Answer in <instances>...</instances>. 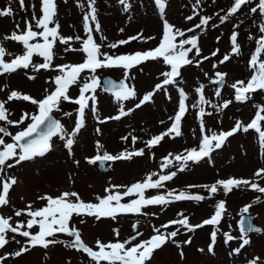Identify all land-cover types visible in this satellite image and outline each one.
<instances>
[{
  "label": "rangeland",
  "instance_id": "obj_1",
  "mask_svg": "<svg viewBox=\"0 0 264 264\" xmlns=\"http://www.w3.org/2000/svg\"><path fill=\"white\" fill-rule=\"evenodd\" d=\"M55 3L57 8L55 23L49 26L59 25V35L73 39L69 45L59 40L55 42L52 66L49 69L36 72L29 67L0 73V101H7L11 91L41 99L46 94V89L49 91L55 88L54 77L59 74L57 65L83 61L82 52L65 51V48L69 46L73 49L80 48V41L75 40L77 36L81 40L86 39L83 16L89 11L88 0H55ZM233 3L234 0H200L199 4L196 0H165V6L160 8L154 0H128L129 7L125 10L119 0H95L93 6L96 9V18L101 31H93V36L95 42L102 45V52L121 55L154 49L163 36V24L166 20L176 29L184 32L183 37L177 36V42L192 35L198 37L200 54L197 55L193 50L189 53V58L198 60L199 64L183 66L181 76L176 82L155 91L151 100L139 108L135 105L145 93L154 90L155 85L163 78L162 73L167 71L162 58L137 65L129 70L127 77L121 68L97 69L94 75L100 81L104 75L111 74L115 78L125 80L128 86L135 89L136 96L123 101L125 111L128 109L132 111L120 119L104 121L105 117L118 115L121 105L114 95L99 86L95 91L99 118L93 114L91 101H89L83 126L75 135V142L71 148L66 147L65 140L55 136L51 140L49 151L43 155L19 164H15L14 159L9 161L14 166L6 167L4 172L0 173V177H15L16 183L10 187L7 194L8 204L0 206V209L6 218L12 217L10 224L16 226L17 222H22L26 225L27 220L30 219L26 211L19 217L15 216V212L26 210L29 204L33 209L45 206L47 201L41 200L40 197L47 195L56 197L67 191L78 193L84 202L98 203L96 197L108 194L105 192L106 188L111 189L114 185L124 186L119 189L122 192L127 186L143 181L152 173H155L152 178L156 180L160 175L176 172L173 179L163 182L162 188L145 190L144 195L151 197L175 190L174 194L186 191L203 195L206 199L174 201L166 207L148 206L143 211L149 215L121 214L116 219L101 218L99 221L94 217L73 216L70 227L74 226L80 232L83 242L93 250H98L96 246L98 239L103 243L123 241L135 235L136 232L141 234L135 241L138 243L155 234L154 228H160L171 220L182 218L178 215L180 213L189 218L190 224H200L214 213L215 204L224 200L227 211L216 226L206 225L191 232L179 225L160 228V231L165 233L179 229L178 235L173 238L175 243L169 241L155 250L146 264H249L250 261H255V264H264V232L247 234L246 238L250 243L240 248L243 241L240 239L242 234L237 224L242 214L241 209L251 204L248 214L252 215L254 222L262 225L264 229V193L250 187H242L233 189L227 195L220 190L214 196L208 197L205 188L189 187L190 185H208L218 179L229 177L254 180L264 187V178L255 176L258 169L264 168V149L260 147L257 134L252 130L241 129L227 138L222 147L215 149L210 157L198 163L188 162V166L183 171L178 170V163L174 160L176 155L184 154L188 149H198L202 134L211 135L212 132L228 131L235 126L237 120L247 125L252 114L257 112V106H264V90L253 92L246 102H241L235 99V89L231 87L237 81H244L246 84L253 74L249 62L257 47L256 40L264 35L259 31L260 25L264 24V15H261L259 10L250 11L251 8L257 7L259 0H249L247 5L242 6L237 13L221 23L220 17L226 14ZM24 4V9H21L19 0H0V9L9 6L12 9V15L0 17V46L6 50L5 62L25 51L21 42L5 39V37L10 36L13 31L20 34L26 30V21L34 26L33 15L37 18L42 15L40 0H24ZM189 16H192L191 20L186 19ZM202 16L211 17L208 24L203 26V31L194 28L199 24ZM90 24L94 29L95 23L90 22ZM33 29L42 30L35 27ZM188 29L193 31L189 32ZM233 31L238 33L237 43L240 45L238 54L231 52L230 37ZM141 36L143 39L139 38ZM101 37L106 39L102 40ZM129 37H137V39L129 40ZM120 40H129V42L114 49L107 46ZM42 41V38H37L29 42L41 43ZM213 52H216V55H212ZM225 55H228L229 59L220 63ZM204 57L207 59H203ZM259 59L264 60V52L260 53ZM32 61L36 64L44 62L38 55H33ZM217 72L226 73L224 83L220 87L211 81L217 78L215 75ZM90 75L92 73H85L81 83ZM31 76H35L36 79H30ZM200 87H202V93H197L196 89ZM217 89L220 91L219 96L216 95ZM180 90H183L186 95V112L180 126L182 134L165 136L159 144L149 149L145 142L170 128L178 108L177 92ZM69 94L76 98L79 95V85L71 86ZM199 94H202L208 103L198 104ZM225 101H231V103L227 107H222ZM214 106L219 107V110ZM200 107H203L205 111L202 118L197 115ZM6 108L8 118L12 121L20 120L26 113L29 117L32 114H38L37 106L22 98L7 101ZM77 108L78 105L72 102H61L59 110L54 109L52 112L64 126L66 134L71 133L75 127ZM64 113H71V115L65 116ZM261 114L264 115V112ZM28 123H31L30 118L17 125L0 122L5 125L7 132L11 135L22 131ZM261 126L264 127V121L261 122ZM11 135L4 136L5 142H12ZM125 136L128 139L122 140L121 138ZM132 136L137 137L135 144L132 143ZM97 141L103 145L101 155L103 151L116 155L132 148L144 149V155L133 156L131 160L108 162L109 172H103L97 164H91L85 159L97 154ZM166 156L172 163L162 167ZM1 184L2 182L0 186ZM2 190L3 188L0 187L1 192ZM257 197L260 198L259 201H256ZM135 198H137L135 195L124 197L121 202L127 203ZM72 199L75 200V197ZM81 219L85 222L81 223ZM134 224L137 225L135 229H133ZM213 227H216L218 232L213 251L210 253L208 247L212 243L210 234ZM114 229L118 230V236ZM22 230L35 234L39 231V226L34 225L32 229L25 227ZM225 232L235 239L225 243ZM55 239L57 243L47 248L29 247L28 251L16 256L13 253L21 247H27V238L21 235L18 238L9 237L7 245L0 249V257H3L0 264H95V261L91 260L86 253L68 246L73 237L65 233H57ZM189 239L191 243H184ZM177 243L180 247L176 246ZM237 248H240V251L233 252V249ZM181 252L183 257L180 255ZM100 264H107V262L101 261Z\"/></svg>",
  "mask_w": 264,
  "mask_h": 264
},
{
  "label": "snow or ice",
  "instance_id": "obj_2",
  "mask_svg": "<svg viewBox=\"0 0 264 264\" xmlns=\"http://www.w3.org/2000/svg\"><path fill=\"white\" fill-rule=\"evenodd\" d=\"M119 3L127 10L129 7L128 0H119ZM199 4L200 0H196ZM249 3V0H234L232 6L227 10L226 14L220 17V22L224 23L229 16L238 12L242 6ZM95 0H88L89 11L83 16V28L84 32L87 34L86 39L81 40L79 36L75 37V40L80 41L81 47L73 49L70 46L65 48V51H78L84 54V59L80 63L57 65L59 74L54 77L55 88L54 90H45V95L41 99H35L30 95L22 94L18 91H11L7 97V101H12L13 99H23L25 101H30L38 108V114H24L21 116L20 120L12 121L8 118V109L6 108L7 101H0V122H6L9 125L21 124L25 119L30 118L31 123L27 124V127L22 131H18L15 135H11L7 132L6 128L0 125V173L4 172V169L11 168L14 165L9 163L14 159L15 164H19L22 161L30 160L33 157L43 155L49 151L51 147V140L55 136H59L61 139L65 140L66 147L71 148L74 144V137L80 131L84 123V117L86 109L89 108V101H91V110L94 115H97V98L95 96L96 89L100 86V80L94 75L97 69L101 68H121L124 70L125 77L128 76L129 70L133 69L137 65L149 60H159L163 59L165 65L170 66V70L162 73L165 77L162 83L155 85L152 92L145 93L143 98L140 99L139 103L135 105L139 108L141 105L150 101L154 92L160 90L164 85H169L181 76L180 69L183 66L191 65L193 63L199 64L198 60H193L189 58V53L195 50L196 54H200V48L198 47V37L192 35L187 39H180L176 42L177 36L183 37L184 32L176 29L173 25L168 23L166 20L163 24V36L160 39V43L157 47L145 51H136L132 54H121V55H110L107 52H102V45L96 43L93 36V31L100 32L101 27L97 22L96 9L93 6ZM158 7L163 8L165 6V0H156ZM19 5L21 9H24V0H19ZM42 15L37 18L33 15L32 19L35 21L33 26L31 23L25 22L27 27L26 30L17 34L13 31L10 36H6L5 39H11L17 42H21L24 46V53L22 55H16L10 62H5L4 57L6 55V50L0 46V73L14 72L17 69L24 68L28 69L31 67L34 71L39 72L41 69H49L52 66V60L54 56V44L57 40L59 42L69 45V42L73 39L72 37H62L59 35L58 28L59 25L50 27V24L55 23L56 16V3L55 0H40ZM80 6V5H78ZM259 12L264 15V0H259L257 7L250 9L252 12ZM12 15L11 7H5L0 9V17ZM191 20L192 16L186 18ZM211 20V17L200 18L199 24L195 25L194 28L201 29L203 31V26L207 25ZM90 22L95 23V28L91 26ZM33 27L37 29H42L40 31L33 30ZM216 27V25H213ZM19 28V25H17ZM123 31V29H121ZM189 32L193 29H188ZM259 31L264 33V24L260 25ZM37 38H42L43 42L30 43V40H35ZM143 39V37H139ZM238 33L233 31L230 37L232 42L231 52L233 54H238L240 51V45L237 43ZM251 39V37H249ZM105 40V37H101ZM137 39V37H129V40ZM150 39V37H149ZM219 39V38H217ZM129 40H120L116 43L108 44L109 48H117L119 45H124L129 42ZM256 49L252 54L249 66L253 69V74L248 79L245 84L244 81H237L231 85L235 89V99L237 101H244L249 99L251 94L257 90H264V60L259 59L260 53L264 52V35H261L256 40ZM187 46V47H186ZM33 55H38L43 58V63H33ZM212 55H216L213 52ZM203 59H207L204 57ZM229 59L228 55H225L220 63H224ZM215 67V65H213ZM85 73H92L86 79H81ZM207 75V73H205ZM216 77L218 78L214 82H222L226 73L217 72ZM30 79H36L35 76L29 77ZM108 87L106 91L112 92L115 99L120 103L119 114L116 116L105 117L104 121L109 119H120L122 116L128 115L132 109L125 111L123 107V101L134 98L136 96V91L134 88L125 84L122 80L119 84L112 81L106 82ZM73 85H79V95L76 98L71 97L69 94V89ZM197 93H202V87L196 89ZM216 95H220L219 89L216 91ZM186 96L183 90H180V99L178 110L175 116L172 118L170 128L164 133L153 136L151 139L145 142L146 147L151 149L153 146L159 144L165 136H180L181 132V120L186 112L185 105ZM61 102H72L78 105L76 109V122L75 127L71 133L66 134L65 128L60 121L53 119L51 113L53 110H59V105ZM198 104L208 103L201 94ZM231 101H225L222 107H227ZM217 107V106H214ZM258 110L255 117L247 124L244 125L241 121L237 120L235 126L228 131L212 132L211 135L202 134L198 149L191 148L186 150L184 154L176 155L174 160L178 163V170L183 171L187 166L188 162L198 163L206 157H210V154L215 149H220L222 145L226 142L227 138L234 135L237 131L243 129L248 131L249 129L255 130L258 134L260 141V147L264 149V128L261 127V122L264 121V106H257ZM219 110V107H217ZM65 116H70L71 113H64ZM198 117H203L205 111L203 107H200L197 113ZM101 121V122H104ZM202 133L204 132V125L201 124ZM100 132V129H97ZM11 135L12 142H5L4 136ZM122 140H127L128 137H122ZM137 140L136 136H132V143L135 144ZM97 154L94 157H86L85 159L91 163L96 164L99 162L100 166L103 167L105 162H115L120 160H131L133 156H143L144 149L139 150H124L119 154L113 155L107 151H103V145L96 142ZM165 163L162 167H167L172 163L168 157H164ZM176 172H171L167 175H160L158 179L153 180L155 173L150 174L143 181L135 182L130 186H127L122 192L119 189L124 186L114 185L111 189L106 188L105 192L108 193L103 197L97 196L96 199L98 203L84 202L79 194L76 192H63L59 196L52 197L47 195L40 197L41 200H46L45 206L33 209L32 205H28L26 210H17L15 216H21L24 211L30 219L27 220L26 225L22 222H17L16 226H12L10 221L12 217L0 216V247H4L8 240L6 239V234L19 233L21 236L27 238V247H21L18 251L13 253V255L20 256L24 252L28 251L29 247L42 246L47 248L49 245L57 243L55 235L57 233H65L73 239L69 242L68 246L81 250L95 261V264H100L101 261L107 262V264H146V261L150 260L152 254L155 250L160 249L167 242L172 241L175 243L173 238L178 235V231L161 232L160 228H167L169 225H179L182 226L187 231L191 232L197 228L212 225L216 226L220 223L223 216L226 214V202L220 200L215 204V211L210 216V218L204 219L200 224L192 225L189 222V218L184 216L182 213L178 214L182 218L174 219L169 221L165 225H161L160 228H154L153 234L147 240H141L136 243L137 236L141 235L136 232L135 235L130 236L127 240H117L116 242L103 243L99 239L96 241V246L98 250H93L92 247L86 245L81 239L80 232L74 227H70V222L73 216L77 217H94L97 221L101 218H112L116 219L118 215L121 214H140L149 215L144 212L143 209L148 206L159 205L166 207L168 204L174 201H203L206 199L205 196L200 194H192L186 191H180L178 194H174L175 190L169 191L166 194L153 195L151 197H146L144 195L145 190L148 189H159L163 187L164 181H169L173 179ZM256 177L264 178V168L258 169L255 173ZM0 182H2V192H0V206L8 204L7 194L12 185L16 183L15 177H0ZM189 187H203L208 192V197L214 196L218 191L222 190L225 195L229 194L233 189H239L242 187H250L251 189L264 193V187H261L257 182L250 181L248 179H237L234 177H229L227 179H218L212 184L208 185H190ZM115 190V191H114ZM135 195L137 198L130 199L127 203H122L121 200L124 197H130ZM75 197V200L72 198ZM259 197L256 201H259ZM255 202V201H254ZM252 205H245L241 209V218L238 221V226L241 231L242 244L240 248L249 244L250 241L246 238L247 231L264 232L251 222L247 221V214L249 208ZM154 215V214H153ZM85 221L81 219V223ZM139 222L137 221V224ZM247 223V228L245 224ZM34 225L39 226V231L35 234L28 230H22L25 227L27 229H32ZM137 227L136 224L133 225V229ZM118 236V230H113ZM218 229L213 227L211 232V241L209 244L208 251L211 253L213 251V246L216 241ZM51 238V239H49ZM225 243L235 239L231 234L224 233ZM184 243H191V239L185 241ZM131 245V246H129ZM177 247L180 245L177 243ZM240 248L233 249V252L238 253ZM201 251H203L201 249ZM183 257V252L180 253ZM3 257H0L2 260ZM249 264H255V261H250Z\"/></svg>",
  "mask_w": 264,
  "mask_h": 264
},
{
  "label": "water",
  "instance_id": "obj_3",
  "mask_svg": "<svg viewBox=\"0 0 264 264\" xmlns=\"http://www.w3.org/2000/svg\"><path fill=\"white\" fill-rule=\"evenodd\" d=\"M220 83H222V82H220ZM247 221L248 222H251L252 223V220H251V216L250 215H247ZM253 224V223H252ZM254 225V224H253ZM256 226V225H255ZM257 227H259V228H261L260 226H257ZM245 228H247V223L245 224ZM249 231H247L246 233H248Z\"/></svg>",
  "mask_w": 264,
  "mask_h": 264
}]
</instances>
